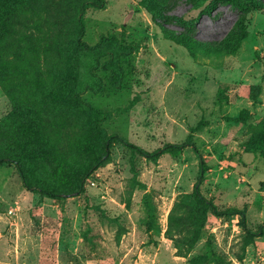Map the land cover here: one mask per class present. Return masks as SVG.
<instances>
[{"label": "rangeland", "instance_id": "obj_1", "mask_svg": "<svg viewBox=\"0 0 264 264\" xmlns=\"http://www.w3.org/2000/svg\"><path fill=\"white\" fill-rule=\"evenodd\" d=\"M30 2L21 92L0 84V154L25 128L52 132L59 158L25 160L32 184L72 186L105 153L99 129L150 153L195 148L149 159L114 141L84 191L57 200L0 165V264H264V0ZM198 183L245 222L199 203Z\"/></svg>", "mask_w": 264, "mask_h": 264}, {"label": "trees", "instance_id": "obj_2", "mask_svg": "<svg viewBox=\"0 0 264 264\" xmlns=\"http://www.w3.org/2000/svg\"><path fill=\"white\" fill-rule=\"evenodd\" d=\"M30 1L31 0H0V84L5 91L9 92L11 96H13V98L16 91L21 92V85H23L21 82V75L17 74V70L21 67V53L24 52L28 45H30L24 41L25 32L32 34V32L29 31L30 29L27 30L25 26H22L21 24V13L33 10V5L30 4ZM87 4L88 3L82 4L79 19L76 23V27L74 25L73 30L74 38L72 39V43H75L79 47L87 46V44L83 41L86 33V25L83 16L86 12L88 6ZM31 29L39 30L37 27H33ZM103 40H113L117 42L118 38L113 35H109L103 36L102 41ZM122 47L124 48L123 55L125 56L131 55L134 50L132 46L125 45L124 43H122ZM65 64L69 71H71V64L68 62ZM15 98L21 101V98L16 95ZM76 100L81 102V98L79 96H76ZM95 112L98 116L96 123H100V121L107 118L104 111L95 109ZM97 128H99L98 124ZM33 131L34 130L31 128H25V135L27 136V139L23 144V148H21V142H17L16 149L12 151L13 154H0V165L5 163L14 164L26 188L29 190H38L43 197L55 200L76 194L78 192H83L85 182L97 169L102 166L103 160L105 156L108 155L110 146L114 141L121 142L125 147L131 149L138 155L149 159L159 158L165 154L179 155L183 153L187 147L195 148L194 143L192 142H186L183 144H167L155 152L150 153L117 135L109 136L99 129L101 132L100 146L103 150H105V153L92 157L88 166L74 178L73 185L60 190V188L55 189L47 184L40 183L34 185L30 182V178L25 169L24 161L28 158L45 161L58 159L61 151V145L56 141L52 132H44L41 138L37 140L33 138ZM8 139L9 141H13L12 133L8 136ZM21 150H23L22 154ZM199 156L201 157V155ZM201 180L202 179H200V181ZM194 196L199 203L211 209L218 216L240 214L243 222L246 220L245 214L242 212H219L213 203L209 202L201 194L200 183L195 186Z\"/></svg>", "mask_w": 264, "mask_h": 264}]
</instances>
